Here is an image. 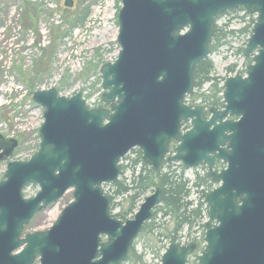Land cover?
Masks as SVG:
<instances>
[{
	"label": "water",
	"instance_id": "1",
	"mask_svg": "<svg viewBox=\"0 0 264 264\" xmlns=\"http://www.w3.org/2000/svg\"><path fill=\"white\" fill-rule=\"evenodd\" d=\"M73 4V0H67ZM121 47L102 65V100L90 108L81 92L37 90L45 107L38 151L10 161L0 181V264H123L161 204L146 196L134 217L110 212L102 184L120 178V160L140 148L154 170L163 161L186 169L205 163L218 187L207 196L205 249L200 264H264V0H122ZM235 8L257 14L245 55V76L223 84V108L185 102L195 92L194 68L211 51L218 15ZM1 15V9H0ZM257 51V52H256ZM190 128L182 130L184 123ZM175 142V153L170 144ZM18 146L0 134V163ZM226 167L216 169L217 162ZM39 185L34 197L25 187ZM74 189V200L46 231L23 235L33 217ZM104 236L106 240H104ZM197 243H171L161 264H188Z\"/></svg>",
	"mask_w": 264,
	"mask_h": 264
},
{
	"label": "rangeland",
	"instance_id": "2",
	"mask_svg": "<svg viewBox=\"0 0 264 264\" xmlns=\"http://www.w3.org/2000/svg\"><path fill=\"white\" fill-rule=\"evenodd\" d=\"M121 7L122 0H73L72 6L67 0H0V134L18 141L13 155L0 163V181L4 179L10 161H27L39 149V129L44 122L45 107L34 101L35 91L56 88L63 96L81 92L90 107L100 106L105 91L101 67L114 62L121 49L117 40ZM252 19H257V15L239 11L223 15L217 23L219 26L227 23L228 30H239ZM248 39L249 34L237 32L210 53L214 62L213 76L222 79L246 74L254 60V54H244ZM231 65H236L234 71L228 70ZM210 89L211 82H208L199 90L196 88L193 97ZM187 100L194 101L193 98ZM197 100L195 104L200 102ZM137 157L138 150L134 149L121 161L124 173L121 172L120 180L130 181L133 161ZM141 168L142 164H139L137 171ZM204 171L203 167L185 171V177L193 187L190 199L194 206L205 202L201 187L194 186L197 176L203 175ZM113 185L105 183L102 188L106 194L112 193ZM39 190V185L31 184L24 189V196L34 197ZM73 191L68 190L57 202L37 213L23 235L48 230L73 201ZM153 191L149 190L141 197L137 210ZM126 197L115 200L117 206L113 214L127 207ZM206 208L204 204V219L191 232L184 229L178 236L181 243L203 240L190 256L189 264H199L195 254L205 248V227L201 224L208 220ZM151 221L154 230L149 227L138 237L136 250L145 253L146 263L160 264L163 249L171 243L166 234L173 230V224L161 210ZM34 264H40V260Z\"/></svg>",
	"mask_w": 264,
	"mask_h": 264
},
{
	"label": "trees",
	"instance_id": "3",
	"mask_svg": "<svg viewBox=\"0 0 264 264\" xmlns=\"http://www.w3.org/2000/svg\"><path fill=\"white\" fill-rule=\"evenodd\" d=\"M243 11L246 15H249L245 9L237 8L231 11H227L217 16L215 23L213 24V39L211 43V51L217 50L225 40L234 36L237 32L243 34H249L253 32L256 19H252L251 22L246 24L239 30H228V24L218 25V19L225 14L232 12ZM236 65L228 67L229 71H234ZM214 62L210 57H206L199 61L194 68V83L195 87L199 90L204 84L211 82V89L205 93H196V95L188 96L187 99L193 98L194 101L200 100V102L206 107H219L222 105L223 92L222 81L225 78H219L213 76ZM190 102L195 105V102ZM100 106H103L101 100ZM138 150V157L133 161V175L130 181L119 180L114 183V190L112 193H108V197L111 200V212L117 206L115 201L118 197L127 196V207L120 209L119 212L113 214L124 221L134 216L135 211L138 208V202L142 196H144L149 190H155L157 187L162 189V201L159 206L155 208V214L158 211H162L163 216L169 218L173 224V230H170L166 234L170 242H177L179 233L184 229L188 232L201 222L204 217L203 203H199L194 206L193 201L190 199L192 195V186L188 178L185 177V169L183 166L176 164H169L164 162V166L159 170L152 169L148 164L143 162L142 151ZM142 164V168L137 171V166ZM167 165V166H166ZM166 166V169H165ZM122 173H124V167L121 165ZM194 186L198 189L203 187L200 192L203 196H207V191L212 188V183L206 174L198 175ZM207 209V208H206ZM204 227V223L201 224ZM150 229L153 231L152 221H149L145 225V230ZM203 241H198L199 246ZM196 262V261H195ZM123 264H148L145 262V253H138L136 250V243L132 246L128 259ZM197 264V263H196Z\"/></svg>",
	"mask_w": 264,
	"mask_h": 264
},
{
	"label": "flooded vegetation",
	"instance_id": "4",
	"mask_svg": "<svg viewBox=\"0 0 264 264\" xmlns=\"http://www.w3.org/2000/svg\"><path fill=\"white\" fill-rule=\"evenodd\" d=\"M0 72H1V67H0ZM197 105H203L201 102H199ZM204 106V105H203ZM206 107V106H205ZM211 108H215V107H206V109L208 110V115H209V110L211 109ZM216 108H219V109H221V106H219V107H216ZM175 149V142H172L171 144H170V151L172 150H174ZM222 164L223 163H219L218 165L219 166H222ZM202 166H205V165H202Z\"/></svg>",
	"mask_w": 264,
	"mask_h": 264
}]
</instances>
